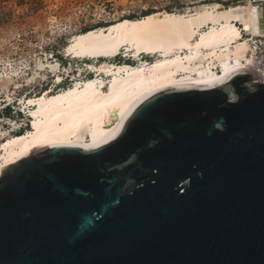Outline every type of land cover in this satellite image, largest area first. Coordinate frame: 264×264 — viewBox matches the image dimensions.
I'll return each mask as SVG.
<instances>
[{
    "label": "water",
    "instance_id": "95a60500",
    "mask_svg": "<svg viewBox=\"0 0 264 264\" xmlns=\"http://www.w3.org/2000/svg\"><path fill=\"white\" fill-rule=\"evenodd\" d=\"M254 76L168 84L102 142L35 145L0 167V264H264Z\"/></svg>",
    "mask_w": 264,
    "mask_h": 264
},
{
    "label": "bare ground",
    "instance_id": "6f19581e",
    "mask_svg": "<svg viewBox=\"0 0 264 264\" xmlns=\"http://www.w3.org/2000/svg\"><path fill=\"white\" fill-rule=\"evenodd\" d=\"M263 11L264 0H237L227 5L202 2L182 11L156 9L138 18L121 17L76 33L63 53L84 57V65L94 72L25 99L24 104L33 105L26 110L30 119L20 121L18 130L10 135L9 130L0 133V167L27 155L35 145L102 142L141 98L168 84L207 81L235 66L249 67L264 78V63L254 57L250 45L255 35L264 36ZM119 49L123 57L139 61L106 60L118 56ZM145 53L151 58L141 56ZM95 58L102 60L90 61ZM56 65L47 61L37 67L48 66L52 72ZM1 76L7 87L20 85L19 75ZM35 77L45 76L33 72L24 78V84ZM59 79L56 74L51 80L59 83ZM10 96L2 94L0 100ZM6 108H0V115Z\"/></svg>",
    "mask_w": 264,
    "mask_h": 264
},
{
    "label": "rangeland",
    "instance_id": "374dc122",
    "mask_svg": "<svg viewBox=\"0 0 264 264\" xmlns=\"http://www.w3.org/2000/svg\"><path fill=\"white\" fill-rule=\"evenodd\" d=\"M212 1L227 5L237 0H0V5H3L2 10L6 11L3 14L0 9V75L7 76L10 73L21 77L20 85L13 88V85L7 87L3 81L5 78L1 76L0 95L7 93L11 95L10 97L17 94L32 95L39 94L45 88L51 90L61 88L60 82L55 83L51 80L48 66L37 67V64L42 62L46 65L47 61L57 62L55 67L57 73L62 71L70 73L71 78L77 77V71L83 69V66L78 67L81 61L67 56L63 53V49L68 45L70 37L82 31L84 27L105 25L127 13L138 15L145 8L182 11L188 6ZM7 11L11 12L8 14ZM50 48L55 52L51 53ZM55 53L59 56L56 57ZM123 56L109 57L106 60L136 62L135 58ZM141 56L151 57L148 54ZM90 61L97 62L98 58ZM73 68L75 70L72 71ZM36 71L38 76L45 77H35V81L24 84L26 82L24 78L28 75L32 76ZM8 88L9 92L3 93ZM13 115L15 113L10 112V116ZM19 116V121H23L21 115ZM7 122L10 124L6 125ZM19 124V122L14 123L11 118H0V133L9 130L7 135H10L12 131L18 130Z\"/></svg>",
    "mask_w": 264,
    "mask_h": 264
},
{
    "label": "trees",
    "instance_id": "16d2710c",
    "mask_svg": "<svg viewBox=\"0 0 264 264\" xmlns=\"http://www.w3.org/2000/svg\"><path fill=\"white\" fill-rule=\"evenodd\" d=\"M0 9H1V11H2V13L3 14H5V12L6 11H3L2 10V8H3V5H0ZM166 10H168V11H172V10H169V9H166ZM8 12V14L11 12V11H7ZM153 12H155V9H150V8H145V9H143L142 11H141V13L140 14H138V15H133V14H131V13H127V14H124L123 15V17H125V18H130V19H133V18H138V17H140V16H144V15H146V14H151V13H153ZM11 15V14H10ZM9 15V16H10ZM140 15V16H139ZM96 26H98V25H94V26H89V27H84V28H82L81 30L82 31H85V30H88V29H90V28H93V27H96ZM99 26H101V25H99ZM51 50H50V52L51 53H54L55 51L53 50V48H50ZM55 55H56V57H58L59 55L58 54H56L55 53ZM146 56V55H145ZM145 56H143L144 58H146ZM107 58V57H106ZM149 58V57H148ZM151 58V57H150ZM100 60H102V58H100ZM99 60V58H98V61H100ZM118 62H120V61H118ZM123 62V61H122ZM87 73L86 72H83V75H86ZM70 83V79L67 77V76H63L62 77V80L60 81V85H61V87H64V86H66L67 84H69ZM46 89V88H45ZM4 114H9L10 115V112H9V108L7 107L5 110H4Z\"/></svg>",
    "mask_w": 264,
    "mask_h": 264
},
{
    "label": "built area",
    "instance_id": "2783aa9c",
    "mask_svg": "<svg viewBox=\"0 0 264 264\" xmlns=\"http://www.w3.org/2000/svg\"><path fill=\"white\" fill-rule=\"evenodd\" d=\"M250 45H252V47H253L254 57L259 58L260 63H262V62L264 63V36L263 35H255L254 38L252 39ZM253 80L264 83V78H260L257 75L254 76Z\"/></svg>",
    "mask_w": 264,
    "mask_h": 264
},
{
    "label": "snow or ice",
    "instance_id": "6c2138e0",
    "mask_svg": "<svg viewBox=\"0 0 264 264\" xmlns=\"http://www.w3.org/2000/svg\"><path fill=\"white\" fill-rule=\"evenodd\" d=\"M93 147H95V145H93Z\"/></svg>",
    "mask_w": 264,
    "mask_h": 264
}]
</instances>
